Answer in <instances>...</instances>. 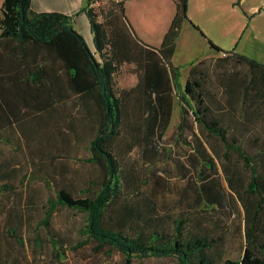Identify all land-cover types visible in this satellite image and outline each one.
<instances>
[{"label": "trees", "instance_id": "1", "mask_svg": "<svg viewBox=\"0 0 264 264\" xmlns=\"http://www.w3.org/2000/svg\"><path fill=\"white\" fill-rule=\"evenodd\" d=\"M100 1L86 0L83 7L93 48L70 15L34 11L31 0H3L0 7V140L12 145L38 135L45 149L36 140L31 145L56 159L52 150L69 140L61 130L53 135L48 124L70 94L97 123L87 160L102 170L98 188L77 196L61 185L41 223L49 226L58 205L85 212V232L97 248L118 250L125 264L135 256L176 257L178 264H264V63L208 38L222 55L192 65L181 86V67L172 58L183 24L207 37L189 18V0H174L175 15L158 47L134 33L127 0H106L105 13L95 10ZM124 64L134 65L137 83L117 88L115 74ZM176 90L182 110L174 132L191 148L179 160L183 185L163 205L156 196L162 176L144 187L135 168L122 164H136L127 159L138 144L152 148L163 137ZM125 121L134 133L117 151ZM9 164L14 160L0 159V183L16 172ZM233 219L244 241L237 258L224 254Z\"/></svg>", "mask_w": 264, "mask_h": 264}, {"label": "rangeland", "instance_id": "2", "mask_svg": "<svg viewBox=\"0 0 264 264\" xmlns=\"http://www.w3.org/2000/svg\"><path fill=\"white\" fill-rule=\"evenodd\" d=\"M2 1L0 0V7ZM109 6L106 0H102L95 4V10L105 13ZM182 40L172 58L173 64L175 62L181 66V86L184 85L192 65L204 58L222 55L215 49L200 45L187 31ZM134 68L133 64L120 67L115 74L117 88L132 87L137 83ZM177 94L176 90L172 114L163 137L152 148L143 143L138 144L127 159L129 163L135 160L136 164H122L135 168L137 174L146 180L140 184L144 187L151 186L156 176H162L163 185L158 187L156 196L163 205L169 203L183 185L184 169L179 160L191 148L181 142L183 140L178 141L179 137L174 132L182 110ZM65 102L63 110L59 105L58 118L48 124L50 132L61 130L62 135L69 140L52 150L56 159L35 150V140L45 149V141L38 135L33 136L29 142L24 139L12 145L4 144L0 140V159L14 160L15 164L9 165L16 168L15 174L9 180L0 183V263L125 264V257L118 250L111 249L110 246L97 248V242L85 232V212L58 205L50 218L49 226L41 223L50 200L56 199V191L61 185L70 188L77 196L87 195L83 191L87 188H98L94 182L102 175L100 166L87 160L91 156V141L97 134L94 117L76 108L75 95L70 94ZM133 133L131 121H125L121 137L115 140L117 151L120 149V142L132 140ZM221 174L224 175L222 169ZM4 183L11 187L4 189ZM224 185L227 187L225 180ZM235 222L233 219L229 225L231 231L227 229L224 233V254L237 258L242 254L244 241ZM12 228L15 229L14 235L11 234ZM131 264H178V259L135 256Z\"/></svg>", "mask_w": 264, "mask_h": 264}, {"label": "crops", "instance_id": "3", "mask_svg": "<svg viewBox=\"0 0 264 264\" xmlns=\"http://www.w3.org/2000/svg\"><path fill=\"white\" fill-rule=\"evenodd\" d=\"M85 3L86 0H31V8L37 12L56 11L70 15L75 28L93 48L89 17L83 10ZM175 12L174 0L125 2V15L134 33L145 43L156 47L162 43ZM188 15L207 37L185 21L175 52L187 31L208 49H213L208 43L209 38L224 49H232L264 63V0H189Z\"/></svg>", "mask_w": 264, "mask_h": 264}]
</instances>
